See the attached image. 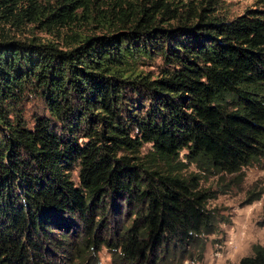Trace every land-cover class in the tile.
Instances as JSON below:
<instances>
[{"label": "trees", "instance_id": "1", "mask_svg": "<svg viewBox=\"0 0 264 264\" xmlns=\"http://www.w3.org/2000/svg\"><path fill=\"white\" fill-rule=\"evenodd\" d=\"M222 1L0 0V264H98L103 248L110 264L203 260L226 192L188 167L240 187L264 165V5L227 20ZM154 58L156 76L139 70ZM29 96L51 116L31 129ZM106 203L128 214L108 240ZM238 264H264V246Z\"/></svg>", "mask_w": 264, "mask_h": 264}, {"label": "rangeland", "instance_id": "2", "mask_svg": "<svg viewBox=\"0 0 264 264\" xmlns=\"http://www.w3.org/2000/svg\"><path fill=\"white\" fill-rule=\"evenodd\" d=\"M48 1V0H41ZM175 3L189 2L190 0H170ZM197 3L201 0H192ZM264 0H226L218 4L217 13L227 20H231L236 16L243 14L246 9L253 7H262ZM80 29V28H79ZM77 29H73L76 31ZM83 35L86 36H102L105 35L101 31H97L94 27H84ZM70 33V32H68ZM25 37H36L41 41H53L58 43L61 50H65V40H58V37L49 35L48 33L33 28L31 24L26 25ZM162 62L159 58L153 60H145L140 64L139 70L144 73H150L156 76L162 68ZM22 120L31 129L37 118H51L47 107L37 97L29 96L20 107ZM150 150L146 146L142 150V154H146ZM186 174H199L201 176L200 187L210 192H226L219 194L215 200L209 201L208 206L212 209H217L226 220V224L220 225V232L209 237L206 241L205 253L203 260L200 262L185 261L184 264H238L241 259L252 255V247L255 245L264 246V225L263 222V207H264V165L255 166L243 170L244 181L240 187L231 185V177H226L225 180H220L212 176L199 173L194 166L188 167ZM77 170L73 172V181L77 184ZM249 190L263 191L262 198L252 205H245L246 193ZM108 223L98 232L102 235L100 239L108 240L112 230L118 228L128 217L127 208L122 206L120 212L117 210L118 205L113 209L108 203ZM116 212L117 216L114 214ZM76 224V223H74ZM68 226V231L70 230ZM81 227V226H80ZM75 230L69 233L71 238L72 233L76 235L82 233L78 231V226L71 228ZM98 264H110V255L106 248H103L97 256Z\"/></svg>", "mask_w": 264, "mask_h": 264}]
</instances>
